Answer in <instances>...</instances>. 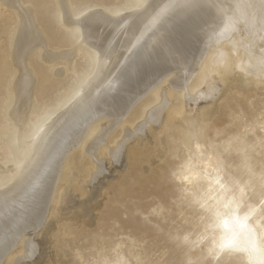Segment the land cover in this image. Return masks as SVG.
Returning <instances> with one entry per match:
<instances>
[{"label": "bare ground", "instance_id": "bare-ground-1", "mask_svg": "<svg viewBox=\"0 0 264 264\" xmlns=\"http://www.w3.org/2000/svg\"><path fill=\"white\" fill-rule=\"evenodd\" d=\"M68 1L46 2L65 28L64 47L75 45L60 51L59 31L50 37L55 49L45 41L36 1L0 0V25L14 23L8 61L0 49V264L38 256V236L55 212L72 152L93 162L87 180L93 187L107 167L121 163L127 139L147 138L161 122L167 133L158 141L166 144L175 137L169 130L177 132L189 157L178 179L209 217L195 256H209L206 264H264V201L248 197L251 162L243 156L236 179L227 180L219 160H228V143L193 121L194 111L219 94L222 78L245 75L242 64L259 54L251 46L264 38V0H101L81 8ZM75 54L83 60L78 66ZM173 94L181 99L169 106ZM129 250L107 263L138 264Z\"/></svg>", "mask_w": 264, "mask_h": 264}, {"label": "rangeland", "instance_id": "rangeland-1", "mask_svg": "<svg viewBox=\"0 0 264 264\" xmlns=\"http://www.w3.org/2000/svg\"><path fill=\"white\" fill-rule=\"evenodd\" d=\"M34 1L39 4L35 8L39 13L35 17L37 24L42 28V19L46 21L42 32L49 48H56L50 47V37L58 31L57 50L75 47L74 43L66 47L62 44L61 34L65 28L57 21L58 14H53L52 7L47 9L48 0ZM91 1L101 0L68 2L71 8L76 4L81 8ZM27 5L32 7L30 3ZM13 26L14 23L0 25V49L3 48L7 61L8 32ZM252 47H256L259 54L242 64L245 75H249L247 80L243 72L225 75L219 94L204 109L194 111L193 121L195 125H205L209 135L217 132L216 138L221 139L219 144L228 143L224 152L228 160L225 163L219 160L227 180L233 182L243 167L239 166L240 160L244 161L243 156L249 158L252 186L248 197L252 203L261 204L264 201V38L255 41ZM74 57L73 64L78 66L83 60L78 54ZM62 66L64 63L59 65ZM176 98L180 97L171 96L169 106L177 104ZM161 123L150 135L146 134L147 138L136 135L127 139L121 163L116 168L107 167L106 175L102 174L93 187L87 181L93 162L84 152H72L70 172L64 177L55 212L47 216L38 236L39 254L27 264H108L107 260L118 257L123 249H130L131 257H139L138 264H206L209 256L196 257L195 252L198 237L210 230L209 217L178 179L183 164L189 161L185 158L189 157L177 139V132L169 130L175 137H165L168 138L166 144L158 141L161 134L164 139L167 133L160 128ZM132 125L133 128L135 124ZM119 130L111 134L116 135ZM155 194L158 197H154ZM111 217L116 224L112 219L107 220ZM129 219L130 224L124 222ZM127 234L133 235L134 240H129Z\"/></svg>", "mask_w": 264, "mask_h": 264}, {"label": "snow or ice", "instance_id": "snow-or-ice-1", "mask_svg": "<svg viewBox=\"0 0 264 264\" xmlns=\"http://www.w3.org/2000/svg\"><path fill=\"white\" fill-rule=\"evenodd\" d=\"M182 2H184V3H190L191 0H182ZM174 5H175V4H173V5H166L165 8L161 10V13L158 14V17H159V15H162L164 12H166L169 8H173ZM158 17H157V18H158ZM225 30H227V25H226V29H225ZM216 183H217V185H219V187H220L221 189H223V188L225 187L224 184L221 183L220 180H217ZM219 203H220V201L218 200V205H219ZM231 203H232L231 201H228L227 203L224 204V206H225V207H228L229 204H231ZM215 215H216L217 217L220 216V213H219L218 210L215 212ZM223 225H224L225 228H227V227H228V220H224V221H223Z\"/></svg>", "mask_w": 264, "mask_h": 264}]
</instances>
